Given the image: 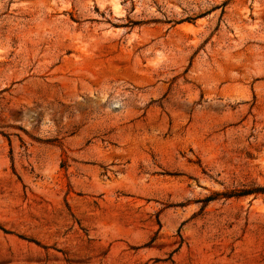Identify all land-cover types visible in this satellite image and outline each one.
<instances>
[{
  "label": "rangeland",
  "instance_id": "1",
  "mask_svg": "<svg viewBox=\"0 0 264 264\" xmlns=\"http://www.w3.org/2000/svg\"><path fill=\"white\" fill-rule=\"evenodd\" d=\"M264 0H0V264H264Z\"/></svg>",
  "mask_w": 264,
  "mask_h": 264
},
{
  "label": "trees",
  "instance_id": "2",
  "mask_svg": "<svg viewBox=\"0 0 264 264\" xmlns=\"http://www.w3.org/2000/svg\"><path fill=\"white\" fill-rule=\"evenodd\" d=\"M251 193H263L264 194V187H248V188H241L232 194H225V196H230V195H236V196H243V195H248Z\"/></svg>",
  "mask_w": 264,
  "mask_h": 264
}]
</instances>
